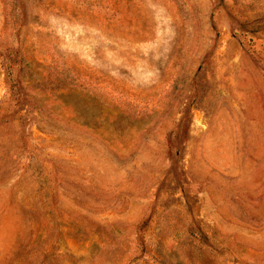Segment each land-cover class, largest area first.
<instances>
[{
    "label": "rangeland",
    "instance_id": "374dc122",
    "mask_svg": "<svg viewBox=\"0 0 264 264\" xmlns=\"http://www.w3.org/2000/svg\"><path fill=\"white\" fill-rule=\"evenodd\" d=\"M0 264H264V0H0Z\"/></svg>",
    "mask_w": 264,
    "mask_h": 264
}]
</instances>
